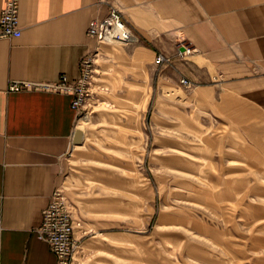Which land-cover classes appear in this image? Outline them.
Wrapping results in <instances>:
<instances>
[{
    "label": "rangeland",
    "instance_id": "374dc122",
    "mask_svg": "<svg viewBox=\"0 0 264 264\" xmlns=\"http://www.w3.org/2000/svg\"><path fill=\"white\" fill-rule=\"evenodd\" d=\"M135 37L92 55L63 159L74 264H264V71L232 86L191 46Z\"/></svg>",
    "mask_w": 264,
    "mask_h": 264
},
{
    "label": "crops",
    "instance_id": "0c3cea01",
    "mask_svg": "<svg viewBox=\"0 0 264 264\" xmlns=\"http://www.w3.org/2000/svg\"><path fill=\"white\" fill-rule=\"evenodd\" d=\"M111 9L151 45L138 54L173 57L176 46H191L232 86L264 71V0H20L21 36L0 39V264H57L37 230L77 128L70 94L9 87L80 81L98 48L90 24Z\"/></svg>",
    "mask_w": 264,
    "mask_h": 264
},
{
    "label": "built area",
    "instance_id": "2783aa9c",
    "mask_svg": "<svg viewBox=\"0 0 264 264\" xmlns=\"http://www.w3.org/2000/svg\"><path fill=\"white\" fill-rule=\"evenodd\" d=\"M20 0H5L0 19V39L18 38L22 31L19 27ZM115 28L121 32L116 34ZM88 36L96 40L97 52L101 44L109 43L117 39L122 43L130 44L136 38L128 28L122 14L114 9L103 19H95L91 22ZM91 58L87 57L82 62L83 73L80 81L69 82L65 76L60 77L56 83L35 84L30 82H15L9 87L10 92H23L41 89L47 92L64 93L72 96L71 107L79 115L84 110L90 97ZM159 62L165 61L160 57ZM187 85V82H183ZM80 226L74 218L70 203L58 189L51 197L50 203L43 214V223L37 230L38 239L47 243L57 259V264H74L79 253V239L76 229Z\"/></svg>",
    "mask_w": 264,
    "mask_h": 264
},
{
    "label": "water",
    "instance_id": "95a60500",
    "mask_svg": "<svg viewBox=\"0 0 264 264\" xmlns=\"http://www.w3.org/2000/svg\"><path fill=\"white\" fill-rule=\"evenodd\" d=\"M83 137H84L83 132L81 130H77L73 136V143L76 145L82 144Z\"/></svg>",
    "mask_w": 264,
    "mask_h": 264
},
{
    "label": "bare ground",
    "instance_id": "6f19581e",
    "mask_svg": "<svg viewBox=\"0 0 264 264\" xmlns=\"http://www.w3.org/2000/svg\"><path fill=\"white\" fill-rule=\"evenodd\" d=\"M114 32H116V34H118V33H120L121 31L118 29V28H115V31ZM136 41V38H133L132 39V41H131V43L130 44H133L132 42H135ZM116 43H122L120 40H117V39H114V40H112V41H110L109 43H107V44H116ZM124 46H127V45H130V44H125V43H122Z\"/></svg>",
    "mask_w": 264,
    "mask_h": 264
}]
</instances>
